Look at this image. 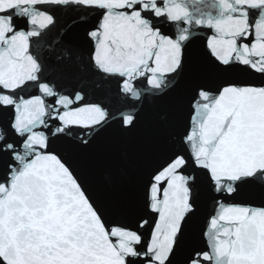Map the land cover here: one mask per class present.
I'll return each instance as SVG.
<instances>
[{"label": "snow or ice", "instance_id": "1", "mask_svg": "<svg viewBox=\"0 0 264 264\" xmlns=\"http://www.w3.org/2000/svg\"><path fill=\"white\" fill-rule=\"evenodd\" d=\"M0 0V264H264V0Z\"/></svg>", "mask_w": 264, "mask_h": 264}, {"label": "water", "instance_id": "2", "mask_svg": "<svg viewBox=\"0 0 264 264\" xmlns=\"http://www.w3.org/2000/svg\"><path fill=\"white\" fill-rule=\"evenodd\" d=\"M212 5V0H205V4L202 5L201 7L205 8V10H208L211 8Z\"/></svg>", "mask_w": 264, "mask_h": 264}]
</instances>
